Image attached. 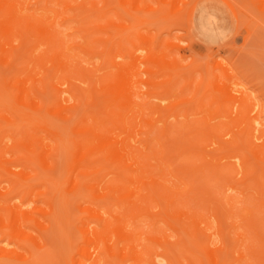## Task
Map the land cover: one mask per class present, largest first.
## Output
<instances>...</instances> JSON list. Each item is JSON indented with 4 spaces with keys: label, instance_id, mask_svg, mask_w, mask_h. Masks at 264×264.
<instances>
[{
    "label": "bare ground",
    "instance_id": "6f19581e",
    "mask_svg": "<svg viewBox=\"0 0 264 264\" xmlns=\"http://www.w3.org/2000/svg\"><path fill=\"white\" fill-rule=\"evenodd\" d=\"M98 1L0 0V174L11 181L9 190L1 188L0 201H7L11 191L30 195L36 185L32 180L38 176L61 190L69 226L61 227L64 236L72 246L71 230L78 220L75 231L81 243L92 246L88 250L80 246L69 254L70 264H183L182 258L189 264H264V120L260 121L254 98L252 103L249 100L248 87L246 95L242 92L246 87L238 82L240 70L226 57L208 70L209 85L220 86L214 101L220 108L232 103L226 116L229 123L234 120L233 125L223 135L221 125L202 124L206 117L182 125L163 120L158 128L155 117H144V107L134 100V87L143 82L138 72L131 71L135 63L123 66L115 60L122 49L134 57L125 45L131 42L126 33L130 24H115L117 18L113 22L108 16L109 0L101 1L103 7ZM136 1L119 0V8H127H122L121 19L124 13L137 25L148 23L135 14ZM158 1L161 8L169 4L173 9L159 18L164 21L171 17L177 21L183 7L179 4L187 5L183 0ZM251 1L264 11V0ZM142 4L145 12L151 11L145 0ZM247 9L241 6L238 11L246 15ZM185 15L179 20L185 22ZM58 19L75 22L72 38L57 27ZM172 45L180 54L182 45ZM79 54L87 62L97 56L103 60L100 67L89 69L80 65ZM135 60L148 63L143 72L149 76L173 71L172 64L176 68L179 61L174 56L169 62L165 55L150 51ZM214 70L221 71L216 75ZM177 81L173 77L168 86ZM189 81L195 85L194 79ZM163 82L165 92L175 89L167 87V91ZM213 87L209 88L215 93ZM198 92L199 87L190 100L203 111L205 92L196 100ZM166 94L161 100L171 97ZM188 100L182 102L191 103ZM152 108L158 115L156 106V111ZM67 124H71L69 130ZM134 128L144 136L135 140ZM227 134L230 138L225 139ZM132 141H139L141 148L135 150ZM61 155L64 180L58 183L52 173ZM225 185L228 189L242 186L246 200L253 203L245 200L236 207L235 199L221 191ZM49 186L36 193L46 197L43 208L36 205L27 210L31 202L26 198V209L11 201L1 205L0 231L7 229L10 242L16 245L10 249L0 245V259L25 262L48 246L52 226L61 220L56 206L59 197ZM119 190L124 192L113 196ZM83 195L86 199H81ZM71 204L77 205L81 218H72ZM144 220L150 226L146 233L139 225ZM142 234L146 244L138 248ZM80 254L84 259H79Z\"/></svg>",
    "mask_w": 264,
    "mask_h": 264
},
{
    "label": "rangeland",
    "instance_id": "374dc122",
    "mask_svg": "<svg viewBox=\"0 0 264 264\" xmlns=\"http://www.w3.org/2000/svg\"><path fill=\"white\" fill-rule=\"evenodd\" d=\"M101 1L102 0L98 1L99 2L98 6L103 7L101 6L103 3ZM125 1L128 2V0ZM145 1L147 6L151 9L150 12L144 11V7L142 4L143 0H137L134 3L138 8V11L135 14L149 21L148 23L138 24V25L132 18H128V16L127 18L126 16L124 18L125 15L124 13H123V18L121 19L122 15H120L121 14L120 12H123V10L126 11L127 8L125 9L122 7L123 10L122 8H119L120 7L119 0H109V4H107L108 13H109V15L108 14L107 15L111 16L110 19H112L113 17V22H115L114 19L117 18L115 24L118 25L121 24V22L124 23L125 25L130 24V28L127 30L126 33L130 35L131 42H127L125 45L130 51H132L134 57H131L129 53H127L126 49H122V50H117V55L115 60L123 66L129 64L130 62L135 63L132 64L131 71L138 72L139 78H141L143 82H138L135 85L134 90L136 93L134 96V100L141 103L142 106L144 107V110L146 112V116L144 117L154 116L155 117L154 120L158 128L162 127L163 120L169 122L171 125L173 124L182 125L189 119L190 120L196 119L198 121L199 119H201L203 121L205 120L203 118L206 117V122L203 121L202 124L205 125V123H208L213 125L218 124V126L221 125L222 127H220L221 129L219 134L223 135L226 131H228V128L233 125L234 120L231 121L232 123H229L230 122L229 117L226 116V112L231 108L232 103L228 102L224 107L220 108L218 101H214V95L217 96L218 94L216 92V88L218 91L219 85L218 83H216L217 84L216 85L215 82H213L214 83V87H213L210 78L212 77V75H208L209 74L208 70L212 69V66H214L215 61L221 60L223 57H226V59L230 58L231 61H233L234 63V67L236 68L238 67V70H240L239 71L240 77L238 76L239 77L238 82L240 83V85L243 84V86L240 87H246L244 91L242 90V92H244L245 94V91L247 93L248 90L249 94H251V98L249 100L251 101L254 98L253 99L254 102L256 101L255 105L253 103L254 107L256 106L259 107L258 109H256L259 111V113L257 111L256 112L259 114L258 116L261 118V120L260 119L259 120L260 121L264 120V11H260L257 7H255L256 4H254L255 6L252 5L253 3L251 4L252 2L251 0H183L187 2V5L185 4L183 5V3L181 5L179 4V8L180 6L183 7H181L182 10L180 9L177 16H179L180 13L179 18L180 20H182L183 14H186L185 15L186 17L184 16L185 22L180 21L179 18H177L176 21L175 19L176 17L175 18L171 17L167 19V21H164V20H159V18L163 15L169 16V14H171V12L173 11L172 6L167 4L161 8L158 0H145ZM241 6H244V8L246 7L248 8L247 13L245 12L246 10L244 11L246 15L239 13L238 8H240ZM129 7L131 8V6ZM198 8H203V9L205 8L206 13L204 12L199 14ZM115 13L117 14V16ZM108 16L107 19H109ZM250 16L251 18L248 20L252 21L253 19L254 21V22L253 21L250 22L251 25L246 23V21L248 22V20L246 19ZM196 18H197V22L198 23L200 22L202 28H207L206 30L200 31L197 29L198 26L194 24ZM239 19H242V23H240ZM56 24L57 27L60 30H62L65 34H70L72 30V26L75 24V22L67 21L63 23L60 19H58V22ZM115 31L116 30L114 29V32ZM139 35H142V37H140ZM72 37L73 34L67 36V38H72ZM174 43H179L180 45H182L180 49V54L173 48L172 44ZM72 51L76 52V50H72ZM149 51L155 53L159 57L162 54L165 55L169 62H172V58L174 56L177 57L179 60L178 66H176L175 68V65L172 64V67L175 68V69L173 68V71L172 69L171 70L167 69L164 72H162L163 75L158 73L154 76H149L147 73L143 72L145 68L149 67L148 63L143 62L141 60H135L136 56H146ZM79 56H80L79 58L80 65L87 68L89 67V69L94 68L95 66L100 67L97 65L98 64L100 65V63H102L103 60L102 56L101 58L97 56L93 58L92 61H89L91 62L89 63L86 61L85 55L79 54ZM113 68H108V70L111 71L113 70ZM108 70L104 72L108 73ZM214 71H215L214 74L219 75V71L221 70H214ZM102 72H98V73L104 74V72L103 73ZM169 74H172L170 79L174 77V81H177L179 78L177 82H173V84L177 83L176 85L175 84L172 85V83L170 85V87L175 86L174 87L175 89H173L174 91L173 90L171 91L172 88L170 89V87L168 86L170 83V82L168 83V81L170 80ZM174 74L178 75L176 76V78L178 77L177 79L175 78ZM165 78H167L168 80H166ZM192 79H194L195 85H198L196 89L199 87V92L197 95L198 98L195 99L198 100L199 98H201L202 97L201 95L205 92L204 98H202V102L204 104L203 111H201L203 107L199 106L200 104H198V102H195L194 99L193 101L190 100L193 98L194 92L196 90L194 89L195 85L191 84L192 85L191 87V85L189 84L191 83L189 80ZM163 81H165V84L167 83L165 88L169 87V91L171 92H165ZM209 81H211L210 83L212 85H209ZM151 82H155L156 85H153L154 83L152 84ZM187 84H189L190 86H187ZM80 85L86 86V84L82 85V83ZM209 87H213V89H215V93H213L214 90H211ZM240 87L239 89H241ZM164 93H168L166 95H170L169 93H171L170 95L171 97L167 98L166 96L167 99L165 98L164 101L161 100L162 97H165ZM172 93L174 95H172ZM183 99L184 100L189 99L188 101H191V103L182 102ZM171 103H174L173 104L174 106L172 105V107H170ZM155 106L157 108L158 115L154 114V110L152 107H154L156 111ZM185 107H190L189 108L190 110L187 111L188 113L186 114L183 113L184 112L183 109ZM225 109L226 111H224ZM235 109L237 111V108L234 107L232 116L236 115V112L234 111ZM150 112L153 113V115H151ZM136 120H138L137 121L138 124L141 123L140 116H138ZM236 122H238V120ZM70 126L71 124H67L68 130L70 129ZM136 129L134 128V132L136 133L133 134H135L134 139L138 140L140 137H143L144 135L142 136V134H140V132L138 131L139 129L137 130ZM224 138L228 139L230 138V135L228 134L224 135ZM132 143L135 146V150L141 148V144L139 143V141H132ZM64 160H65L64 156L61 155L58 159V166L55 169V171L52 173L53 176L50 175V177L52 176V178L57 180L58 183H62L64 180V174H61V170L63 171L64 168L63 166ZM223 162H225V160H223ZM102 174H104V172ZM238 178L239 179L241 178V174L237 175V179ZM32 183H35L36 185L30 195L24 196L26 192L22 190L11 191L9 195H7V198L11 199V200L9 199L7 200L9 202L11 201L10 203L9 202L8 203L11 205L15 203L18 206H21L23 204L22 207L26 209L25 206L29 202L26 205L25 203L29 200L31 203L28 204L27 208L29 209L27 210H31L33 206L36 205L43 208L45 205L44 201L46 197L43 195H41V197L40 196L38 197L36 193L38 191L44 192L46 186L50 185L49 188H51V191H53L52 189H54V191L56 189L57 197H59V199L56 198V203H57L56 206L58 210V216L59 218H61V220L57 221L59 224H55V226L54 225L52 226V229L48 237V241H49L48 246L44 250L34 253L35 255L33 254L34 255L33 258L25 262L0 259V264H70L69 254L70 255L72 253L75 254L74 251H76L80 246H82L85 250L90 249L92 246L89 244L81 243L80 234L78 230H76L78 233H76L75 231L76 225L78 226L79 223L78 220L74 223L75 225L73 227V230H71L73 231L72 246L69 245V240L64 236L61 227L65 224L66 228L68 227L69 229V226H68V219L64 214V211L61 206L62 204L60 198L61 190H58L56 187L54 188V186L53 185L51 186V184L42 182L40 176L35 177L32 180ZM63 186L64 185L61 184V187ZM10 187H11V181H9V179L7 181L6 177L0 174V190L2 189H3L2 191L9 190ZM217 189H220V187L218 188L217 186ZM119 191L121 192L118 193L115 192L113 196H116L119 193L124 192V190H119ZM221 191L224 192V195L233 197L235 199V204L237 205L236 207L239 206L238 208L244 205L245 202L248 203L247 202L248 200L250 201V204L253 203L251 201L252 199L246 200L245 198L246 192H243L242 186H239L234 189H230V188L228 189L226 188L225 185L224 187H222ZM99 192L104 194L106 191L99 189ZM251 192L256 195L255 190H252ZM86 196L83 195L81 199H86ZM25 198L27 199V201L23 203ZM7 201H3L4 203L0 201L2 203V204L0 203V207L1 205L2 206L6 205ZM82 206L86 207L90 205L88 203H83ZM69 209L73 213L72 218L76 219V217L78 216L80 218L82 217L78 212L77 205L71 204ZM59 210H62L63 212V214H61V217H60L61 212ZM3 212L5 213V211ZM210 221L215 228L216 225L215 221L213 219H210ZM158 224L163 227L164 231L167 229L162 224V222H158ZM139 225L144 230L145 233L150 228L148 220L139 222ZM57 226L59 227L60 230L58 229ZM128 228L133 229L132 225L128 226ZM4 231L5 232L0 231V245L8 249L13 248L12 246L16 245V243L12 242L13 243L12 244L9 239L10 235L8 233V230L6 229ZM166 232L169 233L168 230H166ZM144 236L145 234L141 235V238L139 240L141 244L138 246V248L146 244V240ZM213 238L215 241L219 239L218 236L216 235ZM174 239L175 237H171V240ZM78 257L79 259H84L83 254H80V256ZM182 263L189 264L188 260L185 258H182ZM159 264H165V263L159 262Z\"/></svg>",
    "mask_w": 264,
    "mask_h": 264
},
{
    "label": "crops",
    "instance_id": "0c3cea01",
    "mask_svg": "<svg viewBox=\"0 0 264 264\" xmlns=\"http://www.w3.org/2000/svg\"><path fill=\"white\" fill-rule=\"evenodd\" d=\"M199 9H201V10H199V14L204 13V12L206 13L205 8H204V9H203V8H199ZM194 24H195L196 26H198L197 29L200 30V31H204V30L207 29V28H202V27H201L200 22H199V23L197 22V18H196Z\"/></svg>",
    "mask_w": 264,
    "mask_h": 264
}]
</instances>
